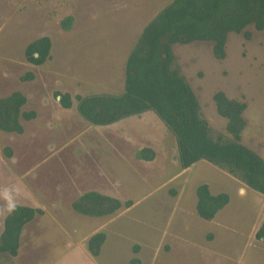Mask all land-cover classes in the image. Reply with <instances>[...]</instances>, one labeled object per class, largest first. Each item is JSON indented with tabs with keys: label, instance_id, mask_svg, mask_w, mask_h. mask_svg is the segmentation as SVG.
Masks as SVG:
<instances>
[{
	"label": "rangeland",
	"instance_id": "obj_1",
	"mask_svg": "<svg viewBox=\"0 0 264 264\" xmlns=\"http://www.w3.org/2000/svg\"><path fill=\"white\" fill-rule=\"evenodd\" d=\"M171 2L0 0V97L21 91L23 109L36 113L21 120L22 133L0 130V227L14 204L45 211L24 228L15 264H53L98 231L106 234L100 264L133 258L139 264H264V242L255 238L264 221L263 195L206 160L183 168L173 134L151 110L109 125L90 124L77 112L76 95L123 91L132 46ZM69 15L73 21L64 30L60 23ZM41 36L51 39L50 58L34 65L25 48ZM173 56L210 134L232 139L228 119L216 111L214 94L222 91L246 103L240 142L264 158V29L251 24L229 32L222 58L208 41L178 43ZM57 94L69 95L72 105L64 107ZM145 148L153 151L150 160ZM201 183L229 195L211 220L196 212ZM88 190L122 205L99 217L73 211L71 202ZM27 228L36 244L30 261ZM74 253L68 259L88 264ZM11 259L0 253V264Z\"/></svg>",
	"mask_w": 264,
	"mask_h": 264
},
{
	"label": "trees",
	"instance_id": "obj_2",
	"mask_svg": "<svg viewBox=\"0 0 264 264\" xmlns=\"http://www.w3.org/2000/svg\"><path fill=\"white\" fill-rule=\"evenodd\" d=\"M72 21L73 17L67 16L61 28L68 30ZM251 24L264 29V0H172L143 27L132 46L124 66L123 91L76 95L77 112L90 124L109 125L151 110L173 134L183 168L206 160L264 196V158L240 142L246 103L228 98L222 91L214 94L216 111L228 119L227 131L232 139L214 138L208 123L199 115L197 96L173 66L176 44L208 41L215 55L222 58L227 34ZM51 45L49 36L34 39L25 48L27 61L43 64L50 58ZM29 78V74L24 77ZM57 95L64 107L72 105L69 95ZM26 103L27 96L18 90L0 97V130L23 132L21 120H31L36 115L23 109ZM142 155L150 160L153 151L145 148ZM196 196V212L205 220L213 219L229 202L226 192L214 194L206 183L197 186ZM131 204L125 202L127 207ZM121 205L116 197L97 190L82 193L70 204L73 211L94 217L112 214ZM43 212L40 207L14 204L4 217L0 253L16 256L23 227ZM255 238L264 242V221ZM105 239L102 231L89 237L87 248L92 256L100 253ZM137 248L138 245L133 251L137 252ZM130 264H139V259L133 258Z\"/></svg>",
	"mask_w": 264,
	"mask_h": 264
},
{
	"label": "crops",
	"instance_id": "obj_3",
	"mask_svg": "<svg viewBox=\"0 0 264 264\" xmlns=\"http://www.w3.org/2000/svg\"><path fill=\"white\" fill-rule=\"evenodd\" d=\"M11 209V208H10ZM10 211V210H9ZM45 213V211L43 212V214ZM42 214V215H43ZM41 215V216H42ZM38 217L40 216H37L36 218H34L32 221L28 222L27 224H25V226L23 227V230L21 232V239L23 238V233H24V228L28 225V224H31V223H34V220H36ZM92 217V216H91ZM3 223H4V218H3V222H2V225L0 227V234L1 232L3 231ZM32 226V225H31ZM33 226H35L33 224ZM39 228V227H38ZM29 230H30V226H29ZM27 233L29 234L28 237H27V244L29 246L28 248V252L25 254V259H27L28 261H30L31 257H32V253L34 252V250L36 249V244L34 242H32V238L34 236V234H32V231H28V228L26 229ZM90 237V236H89ZM89 239V238H88ZM87 239V241H88ZM106 240V239H105ZM105 242V241H104ZM104 244V243H103ZM102 244V245H103ZM102 245H101V248H102ZM75 252V253H74ZM74 253V256H77V255H82L84 257V259L87 261L88 264H100L98 262V258L96 259V257H98L101 253V249H100V253L97 255V256H92L89 251H88V248H87V242L86 244H78L76 246H73L71 248L68 249V251L62 256V258H60L57 262H54L53 264H75L73 261H71L70 259H68V257ZM18 255H19V252L16 256H11L12 258L14 259H11L10 261H7V262H4L3 264H15V260L18 259ZM75 260V258H73Z\"/></svg>",
	"mask_w": 264,
	"mask_h": 264
},
{
	"label": "flooded vegetation",
	"instance_id": "obj_4",
	"mask_svg": "<svg viewBox=\"0 0 264 264\" xmlns=\"http://www.w3.org/2000/svg\"><path fill=\"white\" fill-rule=\"evenodd\" d=\"M258 30V29H257ZM11 256V255H10Z\"/></svg>",
	"mask_w": 264,
	"mask_h": 264
}]
</instances>
